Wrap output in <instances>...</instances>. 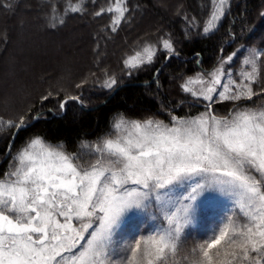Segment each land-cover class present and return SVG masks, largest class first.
Masks as SVG:
<instances>
[{"label": "snow or ice", "instance_id": "obj_1", "mask_svg": "<svg viewBox=\"0 0 264 264\" xmlns=\"http://www.w3.org/2000/svg\"><path fill=\"white\" fill-rule=\"evenodd\" d=\"M228 2L210 0L204 34L217 29ZM47 7L57 19V5ZM83 11L79 2L65 8ZM127 12L126 0H114L95 15L114 14L116 31ZM161 46L177 54L171 39ZM155 54L146 45L124 65L139 68ZM235 55L180 86L207 102L204 112L169 123L121 116L88 146L86 163L33 135L0 175V264H264V103L253 100L264 97V86L254 87L264 79V49H249L239 72L229 63ZM117 83L108 76L102 86ZM80 99L68 96L59 107ZM226 101L229 115H216L214 105ZM39 115L0 123L17 136ZM195 225L203 231L189 247Z\"/></svg>", "mask_w": 264, "mask_h": 264}, {"label": "trees", "instance_id": "obj_2", "mask_svg": "<svg viewBox=\"0 0 264 264\" xmlns=\"http://www.w3.org/2000/svg\"><path fill=\"white\" fill-rule=\"evenodd\" d=\"M78 2L83 4V12H65L69 3ZM113 2L0 0V80L5 73L6 79H12V75L13 80L21 81L28 77L20 94L0 107V116L18 120L20 115L40 114L31 127L14 136L9 150L15 129L0 123V175L8 170L11 155L5 157L7 150L15 151L35 134L74 152L82 143L102 138L121 116L170 122L172 115L186 118L201 114L207 102H197L180 86L189 77L211 72L222 58L234 52L229 63L233 72H239L247 67L241 61L249 55V49H264V17L260 15L264 13V0H229L225 16L209 34L203 33V27L211 11L210 0H126L128 12L116 31H112L114 14L95 15ZM34 3L42 6V12L33 16L38 23L26 21V17L31 20ZM49 3L57 5L59 15L55 20L49 13ZM163 39L174 41L177 54L162 48ZM146 45L156 48L152 61L136 69L126 68L124 60ZM71 51L76 59L72 65H64L60 77L54 78L59 57ZM36 71L43 73L35 76ZM108 76L118 81L111 89L102 86ZM85 80L87 83L78 89L76 85ZM262 86L264 79L254 87L259 91ZM49 92L53 95L41 102V96ZM68 96L81 99L68 100L61 110L60 101ZM253 100L255 104L264 103V97ZM232 107L233 103L227 101L216 104L215 114L228 116ZM140 227L147 225L141 222ZM201 228L195 225L190 229L189 247Z\"/></svg>", "mask_w": 264, "mask_h": 264}, {"label": "rangeland", "instance_id": "obj_3", "mask_svg": "<svg viewBox=\"0 0 264 264\" xmlns=\"http://www.w3.org/2000/svg\"><path fill=\"white\" fill-rule=\"evenodd\" d=\"M168 1V0H167ZM165 2V1H164ZM31 13H30V17H31V20L26 17V21H32L34 22L35 21V18H33L34 15H39L41 12H42V6H40L38 3H34V6L31 8ZM41 18V17H40ZM41 20V19H40ZM36 22V21H35ZM84 24L87 23L85 21H82ZM38 23V21L36 22ZM39 25V24H38ZM86 25V24H85ZM7 47L4 48V50H6ZM76 55L75 53H73V51H71V53H63V55H61V57H59L58 59V64H56V70H55V73L53 74V77L54 78H58L60 77V75L63 73L62 72V67H64V65H72L74 59H76V57L74 56ZM243 62V60L241 61ZM243 65V63H242ZM244 66V65H243ZM242 66V67H243ZM227 67V65H226ZM244 68V67H243ZM14 73V72H13ZM40 73H43L41 71H36L35 72V76H38L40 75ZM196 77V76H195ZM28 77H25L23 78L24 80H19V79H15L13 80V75H12V79H6V73L5 74H2L1 75V80H0V107L4 106L5 105V102H9L10 100L14 99V96H16L17 94H20L21 90L23 89V86L22 84H25L26 85V82H27V79ZM194 78V77H193ZM195 87H199V85H196ZM11 102V101H10ZM199 115V114H198ZM198 115H195V116H198ZM195 116H189V117H186L184 119H190L192 117H195ZM119 118V117H118ZM116 118L114 120V122L118 119ZM127 119V118H126ZM128 120H135V119H128ZM153 120H159V121H162L160 119H153ZM143 121V120H142ZM113 122V124H114ZM164 122V121H163ZM164 123H169V122H164ZM112 124V126H113ZM111 126V129L108 133H106L102 138L108 136L110 133H112L114 130H113V127ZM102 138H100L99 140L93 142V143H82V145L80 146L79 150L77 151H74V152H68L66 151L67 153H71V154H77V155H80L82 156V159H81V163H86L88 162L89 160V157H88V151H89V148L88 146L89 145H93V144H96L98 143ZM24 145L22 146H19L15 149V151L12 150V155H11V158L9 160V165H8V170L11 169V165L13 163V156L15 155L16 151L23 148ZM63 149V148H62ZM64 150V149H63ZM65 151V150H64ZM7 170V171H8ZM139 223V222H138ZM141 223V222H140ZM203 231V227L201 228V232Z\"/></svg>", "mask_w": 264, "mask_h": 264}, {"label": "water", "instance_id": "obj_4", "mask_svg": "<svg viewBox=\"0 0 264 264\" xmlns=\"http://www.w3.org/2000/svg\"><path fill=\"white\" fill-rule=\"evenodd\" d=\"M117 88H118V87H117ZM117 88H116V89H117ZM116 89H115V90H116ZM115 90H114V91H115ZM114 91H113V92H114ZM15 131H16V129L14 130V132H15ZM13 139H14V136L12 135V137L10 138V141L13 142ZM9 149H10V147H9V145H8V150H9ZM8 150H7V152H6L5 157L8 155V154H7V153H8Z\"/></svg>", "mask_w": 264, "mask_h": 264}]
</instances>
